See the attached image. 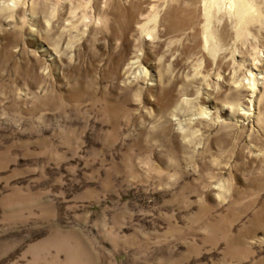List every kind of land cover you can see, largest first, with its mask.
<instances>
[{
    "label": "rangeland",
    "instance_id": "obj_1",
    "mask_svg": "<svg viewBox=\"0 0 264 264\" xmlns=\"http://www.w3.org/2000/svg\"><path fill=\"white\" fill-rule=\"evenodd\" d=\"M263 125L264 0H0V264H264Z\"/></svg>",
    "mask_w": 264,
    "mask_h": 264
},
{
    "label": "bare ground",
    "instance_id": "obj_2",
    "mask_svg": "<svg viewBox=\"0 0 264 264\" xmlns=\"http://www.w3.org/2000/svg\"><path fill=\"white\" fill-rule=\"evenodd\" d=\"M239 14L242 18L248 17L247 6L243 2L239 6ZM263 127H264V125H263Z\"/></svg>",
    "mask_w": 264,
    "mask_h": 264
}]
</instances>
